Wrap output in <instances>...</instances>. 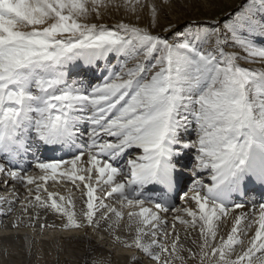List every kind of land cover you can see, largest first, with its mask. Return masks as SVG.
<instances>
[{"label":"snow or ice","instance_id":"6c2138e0","mask_svg":"<svg viewBox=\"0 0 264 264\" xmlns=\"http://www.w3.org/2000/svg\"><path fill=\"white\" fill-rule=\"evenodd\" d=\"M172 3L0 0V176L11 195L0 215L19 199L8 185L24 184L31 226L37 208L67 217L65 228L106 223L134 249L130 264L138 252L151 264H264V0H240L223 23L155 31ZM113 10L137 22L106 23ZM186 154L192 182L180 195ZM50 180L81 193L82 221ZM125 216L130 239L115 235Z\"/></svg>","mask_w":264,"mask_h":264},{"label":"bare ground","instance_id":"6f19581e","mask_svg":"<svg viewBox=\"0 0 264 264\" xmlns=\"http://www.w3.org/2000/svg\"><path fill=\"white\" fill-rule=\"evenodd\" d=\"M152 2L159 5L162 3V0H152ZM197 2V0H173L171 6H164L160 12L159 25L161 26L167 20L164 14L181 11L176 9L178 5L190 11L193 8L194 10L196 9ZM202 2L206 3L205 0H202ZM138 7L137 14L140 16L138 23L142 26L149 24L151 18L148 8L146 7L141 10ZM113 13L115 14V19L108 22L114 23L119 17H124L126 21L137 22L134 15L126 14L123 10L118 13H115V10H113ZM47 158L41 157L40 159ZM182 163L185 165L186 171L179 180L180 195L188 192L192 182L190 172L192 156L186 154L183 157ZM33 165L26 169L30 175L38 176L40 172ZM3 180L4 177L0 176V196H7L11 199V195L5 188ZM206 182L210 183L207 179ZM13 186H15L19 194V199L13 205L12 212L0 215V264H130L127 258L131 257L134 249L126 248L122 243L117 242L114 239V233L108 229L106 223H101L99 228L87 226L86 224L79 228H65L63 224L67 222V217L61 219V214L37 208L35 211L29 209V216L36 213L39 216L35 226H31L21 209V201H24V198L28 195L27 188L24 184L18 183L15 185L9 184L8 188H12ZM46 186L49 192L58 193L66 197L70 196L74 203L72 211L76 214L77 220L82 221L83 200L81 199V193L75 190L71 182L62 180L57 183L50 180ZM41 195L44 198L47 197V193L45 192H41ZM180 203V200L176 197V206L179 207ZM0 206L6 207L7 205ZM124 211L126 212L127 210ZM17 217L20 218L19 222L17 221ZM171 219V214H169V224H171ZM41 223L52 225V227L41 229ZM126 224L127 218L125 216L120 221L118 228H115L114 225L115 235H119L123 239H130L134 235V230L127 229ZM180 227L182 228V226ZM94 238H97V241H94ZM137 255L139 256V264H151L142 253L138 252Z\"/></svg>","mask_w":264,"mask_h":264},{"label":"rangeland","instance_id":"374dc122","mask_svg":"<svg viewBox=\"0 0 264 264\" xmlns=\"http://www.w3.org/2000/svg\"><path fill=\"white\" fill-rule=\"evenodd\" d=\"M197 1L196 9L194 10L193 8L190 11L181 8V6L177 4L178 6L176 9L181 11L173 12L172 14H164V17L167 18V20H165L160 27L156 28L155 31H160L162 27H166L169 23L175 24L178 29L183 28L188 21H196L200 24H210L214 23L219 18L220 22L223 23L231 13V10L240 2V0H205L206 3L204 4L202 0ZM143 2L147 4L148 0H143ZM144 8H146V6ZM112 15L105 18L106 23H112L108 22L115 19V14ZM82 234L84 233L82 232ZM95 240L97 241V238H94V241Z\"/></svg>","mask_w":264,"mask_h":264}]
</instances>
